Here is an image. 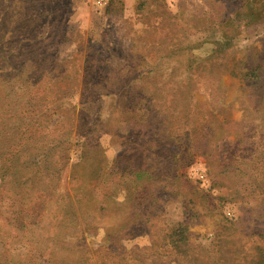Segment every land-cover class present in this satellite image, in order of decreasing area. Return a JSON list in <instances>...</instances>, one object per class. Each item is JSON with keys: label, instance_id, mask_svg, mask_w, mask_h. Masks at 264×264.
Listing matches in <instances>:
<instances>
[{"label": "rangeland", "instance_id": "374dc122", "mask_svg": "<svg viewBox=\"0 0 264 264\" xmlns=\"http://www.w3.org/2000/svg\"><path fill=\"white\" fill-rule=\"evenodd\" d=\"M118 3L0 0V264H264V0Z\"/></svg>", "mask_w": 264, "mask_h": 264}, {"label": "trees", "instance_id": "16d2710c", "mask_svg": "<svg viewBox=\"0 0 264 264\" xmlns=\"http://www.w3.org/2000/svg\"><path fill=\"white\" fill-rule=\"evenodd\" d=\"M112 4V2L109 4V6L106 8V11L108 12V11H111V12H113L114 11V13H116V12H118V15L120 16V12H122L123 10H122V7L121 6H119V3H118V6H113V5H111ZM121 5V4H120ZM117 14H114V15H112L113 17H115ZM9 131H7L6 132V136H4V137H7L8 138V140H9ZM85 152L86 151H84V154L83 155H85ZM4 157V159H3V165H4V167H3V170L4 171H7L8 170V168L11 166L9 163H10V159L7 157V152H4V153H0V157ZM46 159V158H45ZM49 165V162H47V166ZM108 231H110L109 233H112V234H115V232L117 231V230H114V231H112V230H108ZM186 231H187V226L186 225H184V224H180L175 230H174V232H173V234H174V236H176L178 239V241L179 242H183V243H185L186 242V240H187V235H186ZM116 234H117V232H116ZM115 234V235H116Z\"/></svg>", "mask_w": 264, "mask_h": 264}, {"label": "built area", "instance_id": "2783aa9c", "mask_svg": "<svg viewBox=\"0 0 264 264\" xmlns=\"http://www.w3.org/2000/svg\"><path fill=\"white\" fill-rule=\"evenodd\" d=\"M96 6L100 8H106L113 0H92Z\"/></svg>", "mask_w": 264, "mask_h": 264}]
</instances>
